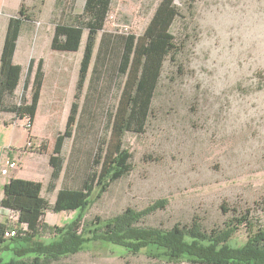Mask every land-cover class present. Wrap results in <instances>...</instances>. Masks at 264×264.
<instances>
[{"label":"rangeland","instance_id":"rangeland-1","mask_svg":"<svg viewBox=\"0 0 264 264\" xmlns=\"http://www.w3.org/2000/svg\"><path fill=\"white\" fill-rule=\"evenodd\" d=\"M159 0H113L104 32H143ZM85 0H0V49L8 18L20 5L30 15L23 21L16 61L24 73L30 59H46L43 103L34 117L37 136L29 149L37 174L30 192L50 202L48 159L56 135L68 122L82 51L51 50L54 23L81 13ZM180 15L172 24L177 53L164 62L152 113L142 133H126L130 171L110 185L86 209L84 216L110 217L131 206L143 209L159 199L164 208L146 215L141 225L170 227L199 221L203 228L225 227L246 216L264 224V0H175ZM101 32L98 34L100 37ZM86 32L82 48L85 45ZM108 67L100 77L89 73L73 136L62 145L63 170L57 186L78 185L99 139L107 137V115L115 107L123 78ZM61 66V70H60ZM22 94L19 86L14 102ZM55 96V99H53ZM52 100V104L49 101ZM50 109V112H49ZM0 112V118L10 115ZM26 129V128H25ZM16 161V160H15ZM17 162V161H16ZM20 162H17L19 165ZM76 211L47 209L42 223L61 226ZM246 224V223H245ZM231 244L247 238L238 225ZM49 232L43 231L48 239ZM14 256L4 250L6 260ZM57 264H189L168 262L146 252L131 253L96 241Z\"/></svg>","mask_w":264,"mask_h":264},{"label":"trees","instance_id":"trees-1","mask_svg":"<svg viewBox=\"0 0 264 264\" xmlns=\"http://www.w3.org/2000/svg\"><path fill=\"white\" fill-rule=\"evenodd\" d=\"M112 2L85 0L81 13L54 23L50 45L53 50H78L86 32L68 122L63 131L57 133L48 159L51 172L46 189L48 192L57 191L52 202L42 194L29 191L34 183L4 191L0 207L6 209L11 217H16L13 226L17 227V233L13 237L4 236L9 218L0 219V264H57L53 260L76 254L88 243L96 241L120 246L131 253L144 251L153 258L168 262L264 264V224L254 226L246 216L234 219L236 223L229 222L225 227L208 230L196 220L175 223L170 227L141 225L146 215L164 208L163 199L143 209L128 206L107 218L96 216L89 220L84 216L96 198L129 173L132 154L125 146L124 136L145 130L164 62L177 53L176 36L171 29L180 15L175 0H159L139 35L104 32ZM29 17L21 4L18 12L8 18L0 51V112H10L15 119L23 121L28 117L33 124L44 80L42 58L37 63L30 59L22 81V94L14 102L23 71V67L14 61V52L23 21ZM96 45L98 49L94 52ZM93 57L95 63L92 66ZM108 61L114 65L115 78H123L115 107L107 115L108 135L90 149L91 157L80 183L59 187L57 180L64 160L62 145L66 138L73 136L75 126L72 122L77 120L81 111L78 100L84 94V83L91 71L100 77L109 66ZM47 209L58 213L74 210L76 215L61 226H50L42 223ZM241 224L248 229L247 238L243 243L231 244V238ZM46 230L50 234L48 239L43 238ZM4 250H10L14 256L4 260L1 257Z\"/></svg>","mask_w":264,"mask_h":264},{"label":"crops","instance_id":"crops-1","mask_svg":"<svg viewBox=\"0 0 264 264\" xmlns=\"http://www.w3.org/2000/svg\"><path fill=\"white\" fill-rule=\"evenodd\" d=\"M83 36L84 34L82 35L81 44L78 50L71 51V52H63V51H60V52H63V53H72V52H77V51L83 52L84 50L82 48ZM51 37H52V34H51ZM19 39L17 41V48H18ZM50 45H51V39H50ZM17 48H15V52H14L15 63H18L16 61ZM97 49L98 47L96 45L94 52ZM51 50L53 49L51 48ZM54 51H58V50H54ZM82 52H81V57H82ZM81 57H80V61H81ZM94 63H95V58L93 57L92 66ZM79 65H78V69H79ZM42 68L44 71V80H42L41 92H40V96L38 99V105H37L36 112H38L39 108L41 107L43 103L44 88L46 86L45 85L46 77H47L46 59L44 58H43ZM60 70H61V66H60ZM25 76L26 75L23 70L21 80L19 81V86L22 84V81L25 79ZM28 95H29V92L27 93V96ZM53 99H55V96H53ZM52 102L54 101L52 100L49 101L50 104H52ZM49 112H50V109H49ZM29 136L32 138H35L37 134L33 130L29 131L28 129H25L23 126L22 119H15L12 116V114L7 115L6 117L4 116L0 118V168L2 167V159L5 158L6 155L12 157V159L16 160L17 162H20V164L17 165L16 168L10 169L8 174L6 175L0 174V200L3 197L4 191L6 189L14 190L18 187L25 185L26 183L28 184V183H33L34 181H37V178L35 177V175L38 172L37 162L35 161L36 158L32 155L29 149L24 146V143H26V140ZM9 214L6 209L0 207V219L5 220L6 218L7 219L9 218V223H11L12 225L13 224L15 225L14 222L16 221V217L14 216L11 217V215Z\"/></svg>","mask_w":264,"mask_h":264},{"label":"built area","instance_id":"built-area-1","mask_svg":"<svg viewBox=\"0 0 264 264\" xmlns=\"http://www.w3.org/2000/svg\"><path fill=\"white\" fill-rule=\"evenodd\" d=\"M23 126L26 129L28 128L30 129L33 126V124L29 121L28 117L24 119ZM32 143L33 142L28 139L26 145L30 147ZM16 167H17V162L14 159H12V157L6 155L5 158L2 159V167L0 168V174L6 175L9 173L10 169H14ZM16 233H17V227H14L11 223H9V225H7L6 228L4 229V236L13 237L16 235Z\"/></svg>","mask_w":264,"mask_h":264}]
</instances>
